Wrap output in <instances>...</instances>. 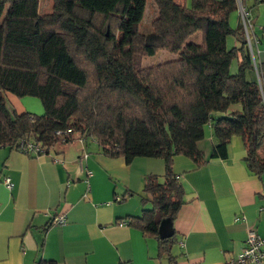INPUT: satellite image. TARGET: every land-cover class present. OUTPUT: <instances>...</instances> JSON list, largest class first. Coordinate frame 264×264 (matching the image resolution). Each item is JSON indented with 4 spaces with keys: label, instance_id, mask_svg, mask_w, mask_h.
Returning <instances> with one entry per match:
<instances>
[{
    "label": "trees",
    "instance_id": "obj_1",
    "mask_svg": "<svg viewBox=\"0 0 264 264\" xmlns=\"http://www.w3.org/2000/svg\"><path fill=\"white\" fill-rule=\"evenodd\" d=\"M149 2L157 14L140 31ZM236 10L235 0H190L189 7L186 0H0V145L49 146L55 131L71 129L126 163L161 159V181L144 177L142 210L128 225L153 238L158 257L172 263L175 234L157 233L183 204L172 158L201 165L196 144L205 125L211 158H223L237 136L247 170L264 172V63L255 64L239 19L229 26ZM230 36L236 45L227 49ZM160 50L174 59L140 67ZM6 94L37 98L42 114L8 110Z\"/></svg>",
    "mask_w": 264,
    "mask_h": 264
},
{
    "label": "crops",
    "instance_id": "obj_2",
    "mask_svg": "<svg viewBox=\"0 0 264 264\" xmlns=\"http://www.w3.org/2000/svg\"><path fill=\"white\" fill-rule=\"evenodd\" d=\"M258 1L243 0L257 65L264 63V0ZM237 16L236 10L229 17L232 29ZM235 45L232 36L226 38L227 49ZM203 136L207 144H196L201 165L182 155L172 158L183 190L171 223L172 263L158 257L153 238L128 225L140 216L144 177L161 181L163 164L109 157L93 138H74L36 157L0 145V264H227L244 247L248 229L264 243V172L247 170L239 137L230 138L223 158H211L210 131ZM59 217L63 224H52Z\"/></svg>",
    "mask_w": 264,
    "mask_h": 264
},
{
    "label": "built area",
    "instance_id": "obj_3",
    "mask_svg": "<svg viewBox=\"0 0 264 264\" xmlns=\"http://www.w3.org/2000/svg\"><path fill=\"white\" fill-rule=\"evenodd\" d=\"M237 14L239 19V24L242 29V33L244 38L247 41V47L252 55L251 45H250V30L251 24L248 21L247 14L245 10L242 8L240 4V0H235ZM261 32H264V24L259 28ZM54 142L49 143V146L42 145L38 142L32 141H19L14 148L15 150L26 154L31 157H36L40 155H44L48 153V150L53 146H63L70 143V139L76 138L81 141V137H74V132L71 129L66 130H58L53 133ZM2 183L9 189L11 184L8 178H5ZM52 224H63L62 218H55L52 220ZM264 262V243L261 239L256 235L255 231L252 229H248L245 238V245L241 249V251L227 264H262Z\"/></svg>",
    "mask_w": 264,
    "mask_h": 264
},
{
    "label": "rangeland",
    "instance_id": "obj_4",
    "mask_svg": "<svg viewBox=\"0 0 264 264\" xmlns=\"http://www.w3.org/2000/svg\"><path fill=\"white\" fill-rule=\"evenodd\" d=\"M45 2H47V1H45ZM47 5H48L47 8L49 9V4H47ZM189 5H190V0H186V7H189ZM39 12L45 13L48 11H45L44 7L41 6ZM156 14L157 13L155 10L154 3L149 2L146 6L144 18H143V21L140 25L139 30L140 31H149L150 28H152ZM172 59H174V56L172 54H170L164 50H160V51H157L156 54L152 57H149V58L143 57L140 61V67L142 69H144V68H149V67H153V66L160 65V64L162 65V64H164V62L172 60ZM233 64L234 63H232L231 70L229 71L230 73H234ZM6 107L8 110L14 111L17 114L29 113V114H33V115H41L42 111H43L42 106H41V104L37 98H34V97L16 98L10 94H6ZM207 130L210 131V127L208 125H205L203 127V135L205 134V132ZM77 136H80V134L77 132L74 133V137H77ZM203 138H204V136H203ZM203 138L200 141H198V143L202 142V145H200L199 147H204V145L207 144V143H204V141H202ZM5 139H6V134L0 126V141L5 140ZM87 140H91V139L87 138ZM89 142L88 143L86 142V143L88 146H91ZM153 160L158 161L161 165L163 164L162 160L159 158H154ZM152 168L156 169L154 166ZM132 198H135V197H132ZM136 200H137V198H136Z\"/></svg>",
    "mask_w": 264,
    "mask_h": 264
},
{
    "label": "water",
    "instance_id": "obj_5",
    "mask_svg": "<svg viewBox=\"0 0 264 264\" xmlns=\"http://www.w3.org/2000/svg\"><path fill=\"white\" fill-rule=\"evenodd\" d=\"M158 237L162 238L164 235H171L172 234V229H171V224L169 221L164 220L159 224L158 230Z\"/></svg>",
    "mask_w": 264,
    "mask_h": 264
}]
</instances>
